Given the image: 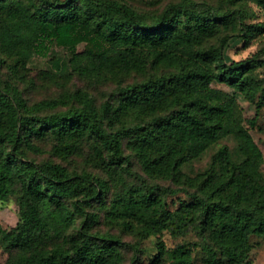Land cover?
<instances>
[{
    "label": "trees",
    "instance_id": "16d2710c",
    "mask_svg": "<svg viewBox=\"0 0 264 264\" xmlns=\"http://www.w3.org/2000/svg\"><path fill=\"white\" fill-rule=\"evenodd\" d=\"M7 1L0 0V5ZM42 1L34 12L17 9L18 14L1 23L4 52L31 58L47 56L54 45L61 46L70 50L72 65L87 71L139 67L151 57L180 66L178 72L125 87L119 106L120 110L155 111L175 104L178 108L156 116L147 126L109 132L105 121L116 112L111 103L97 108L86 99L79 108L47 112L58 100H41L29 106L18 91L10 94L3 90L4 60L0 57V200L14 192L16 183L23 191L17 231L6 237V246L14 251L8 264H111L113 244L123 243L117 237L105 236L103 240L111 244L106 250L99 249L92 239L99 215L87 210L107 189V182L88 172L72 173L61 163L30 160L25 149L37 150L33 138L53 134L61 143L55 148L57 152L68 153L72 147L69 138L89 135L100 143L97 152L101 156L107 150L112 161L120 163L124 160L122 138L137 135L134 146L147 171L160 174L166 168L180 167L218 139L232 110L234 98L214 87L215 82L254 98L259 89L252 72L254 58L229 62L225 50L234 37L249 42L255 34L264 33V22L225 35L218 47L202 49L199 46L215 33L217 23L230 14L208 6L209 15L195 16L181 27L172 13L187 4H174L154 23H148L131 5L118 0H64L60 5ZM82 43L85 48L79 50ZM241 131L246 160L233 161L224 146L205 173L188 176L208 177L203 180L207 182L221 174L226 178L221 189L229 195L213 196L197 190L189 192L191 203L175 211L165 207L154 210L158 192L171 188L153 185L117 198L118 211L156 228L184 231L193 222L205 242L203 264H249L246 241L252 234H264V182L258 166L261 153L249 133ZM80 217L81 223L75 226ZM132 247L135 256L130 264H139L137 247ZM193 251L190 246L178 247L172 264H193ZM162 255L163 248L154 261Z\"/></svg>",
    "mask_w": 264,
    "mask_h": 264
},
{
    "label": "rangeland",
    "instance_id": "374dc122",
    "mask_svg": "<svg viewBox=\"0 0 264 264\" xmlns=\"http://www.w3.org/2000/svg\"><path fill=\"white\" fill-rule=\"evenodd\" d=\"M60 5L64 0H52ZM131 5L142 20L154 23L174 4H187L177 7L172 16L176 15L179 26H183L195 16L209 15L208 6L221 14H230L217 23L212 36L207 37L199 46L202 49L218 47L221 39L227 34H238L247 25L264 22V0H118ZM0 5V25L18 14L17 9L34 12L42 6V0H8ZM85 44L79 45L83 50ZM70 50L54 45L47 56L33 55L31 58H21L17 53L9 54L1 49L0 57L4 60L2 68V89L10 94L18 91L27 105L46 99L58 100L56 107L47 112L64 111L79 108L89 99L97 108L106 103L114 105L116 112L113 118L105 121L109 132H118L123 128L147 126L159 115L171 112L179 105H170L165 109L142 110L119 106L122 104V91L125 87L146 81L152 76L168 75L178 72V63L149 58L145 65L127 69L87 71L71 64ZM254 58L255 67L252 72L259 89L254 98L248 97L224 83L215 82L214 87L224 91L234 98L231 112L225 117L224 128L218 139L201 155L184 162L177 168H166L162 173H151L142 165L134 146L137 135L124 137V160L114 163L107 150L102 156L97 152L100 143L92 136L69 138L72 147L70 152H57L56 146L60 140L56 135L49 134L41 138H33L37 147L25 149L26 157L38 163L52 161L66 166L72 173L88 172L107 182V189L95 199L87 210L99 215V221L92 230V239L99 249L106 250L111 244L103 240L105 236L117 237L123 244H113V253L109 260L111 264H130L135 256L134 247L140 257L139 264H172L174 252L180 246H190L193 264H203L201 251L205 242L198 234L195 223H188L187 229L156 228L148 223L123 216L115 206V200L128 196L135 189L145 190L147 186L158 185L170 191L158 192V201L154 210L162 207L171 211L179 209L185 203H191L189 192L209 191L213 196L229 195L222 190L226 178L219 174L210 178L189 179L205 173L211 166L220 148L226 146L231 159L241 163L247 159L243 150L244 134L249 133L261 153L258 166L261 179L264 182V33L255 34L249 42L234 37L225 50V59L229 62ZM58 60V62H57ZM44 113V112H43ZM175 191V192H174ZM20 183L14 185V192L0 200V264H8L13 250L6 246V237H12L17 231L21 220ZM71 201L67 200L70 207ZM82 217L75 226L81 223ZM249 251V264H264V234H252L246 241ZM163 248V255L158 262L154 260ZM109 256V253L106 252Z\"/></svg>",
    "mask_w": 264,
    "mask_h": 264
}]
</instances>
